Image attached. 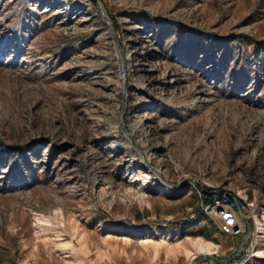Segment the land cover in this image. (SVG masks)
I'll list each match as a JSON object with an SVG mask.
<instances>
[{
	"label": "rangeland",
	"instance_id": "obj_1",
	"mask_svg": "<svg viewBox=\"0 0 264 264\" xmlns=\"http://www.w3.org/2000/svg\"><path fill=\"white\" fill-rule=\"evenodd\" d=\"M201 189L264 264V0H0V264H232Z\"/></svg>",
	"mask_w": 264,
	"mask_h": 264
},
{
	"label": "built area",
	"instance_id": "obj_2",
	"mask_svg": "<svg viewBox=\"0 0 264 264\" xmlns=\"http://www.w3.org/2000/svg\"><path fill=\"white\" fill-rule=\"evenodd\" d=\"M198 210H191L190 218L197 214H207L217 220L218 231L225 236H239L245 231V220L250 204L227 191L197 190ZM256 242H252L251 248ZM252 250L244 249L231 260L232 264H251ZM212 264L211 260L204 262ZM228 264V263H226ZM231 264V263H230Z\"/></svg>",
	"mask_w": 264,
	"mask_h": 264
},
{
	"label": "bare ground",
	"instance_id": "obj_3",
	"mask_svg": "<svg viewBox=\"0 0 264 264\" xmlns=\"http://www.w3.org/2000/svg\"><path fill=\"white\" fill-rule=\"evenodd\" d=\"M260 230L262 232L263 228L261 227ZM128 232L138 233L139 238H150L152 232L155 234V236H158L161 240H164L169 236V231L167 228H159V229H154L152 231L149 228H144L136 231L134 228L131 227L130 230H128ZM195 247L199 250V254H211L209 245L196 243ZM257 253H260V251H257Z\"/></svg>",
	"mask_w": 264,
	"mask_h": 264
},
{
	"label": "water",
	"instance_id": "obj_4",
	"mask_svg": "<svg viewBox=\"0 0 264 264\" xmlns=\"http://www.w3.org/2000/svg\"><path fill=\"white\" fill-rule=\"evenodd\" d=\"M100 9L102 10V12L107 16L105 10L103 9V7L100 5ZM245 224L247 227V234L244 238V241L242 242V244L240 245V247L238 248L237 252H236V256L240 253L241 249L244 247V245L247 243V241L249 240L251 234H252V227L251 225L245 220ZM210 256L209 255H201L197 258H194L191 264H196L197 262L203 260V259H209Z\"/></svg>",
	"mask_w": 264,
	"mask_h": 264
},
{
	"label": "trees",
	"instance_id": "obj_5",
	"mask_svg": "<svg viewBox=\"0 0 264 264\" xmlns=\"http://www.w3.org/2000/svg\"><path fill=\"white\" fill-rule=\"evenodd\" d=\"M239 38L243 39L244 41H246V42H248L250 44L258 45V42L253 41L251 38H249V36H246V35H237V36L230 35V36L227 37V40H228V42L232 43V42H234L235 40H237Z\"/></svg>",
	"mask_w": 264,
	"mask_h": 264
}]
</instances>
